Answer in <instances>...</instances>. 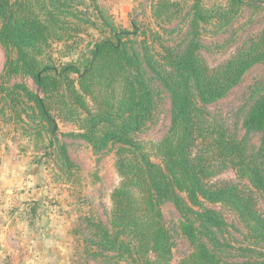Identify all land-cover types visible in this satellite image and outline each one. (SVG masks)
I'll return each mask as SVG.
<instances>
[{"label":"rangeland","instance_id":"1","mask_svg":"<svg viewBox=\"0 0 264 264\" xmlns=\"http://www.w3.org/2000/svg\"><path fill=\"white\" fill-rule=\"evenodd\" d=\"M55 1L67 8L77 39L74 44L50 39L45 48L36 47L32 55L37 63L58 68L77 64L83 71L90 48L107 33L134 34L127 39L134 42L151 106L141 130L130 135L154 145L172 126V95L163 83L176 74L172 58L190 54L198 67L214 76L232 62L264 51V0ZM13 59L14 64L8 61L0 41V264H132L139 259L134 229L116 220L112 211V194L122 183L115 166L120 145L95 147L85 137L95 133L88 113L95 105L86 99L88 110L81 107L77 75H70L74 83L61 79L42 86L31 74L10 72L9 67L19 65L15 51ZM189 85L196 96L193 81ZM32 95L44 99L54 128ZM262 97L264 60L246 69L220 99L196 101L201 134L208 139L226 134L242 149L250 164L246 168L264 172L263 131L245 125ZM213 149L209 140L197 142L192 152L199 174L206 177L210 200H217L214 196L222 190L248 197L250 214L264 219V193L252 185L243 167L224 161ZM151 161L162 167L155 153ZM179 197L209 253L224 263L264 264L263 233L252 228V221L248 228L243 213L224 196L227 202L221 203L200 197L197 206L185 195ZM158 209L169 237V263L189 264L195 248L181 232L184 216L171 201L159 202ZM107 231L118 235L130 251L115 247L104 235Z\"/></svg>","mask_w":264,"mask_h":264},{"label":"trees","instance_id":"2","mask_svg":"<svg viewBox=\"0 0 264 264\" xmlns=\"http://www.w3.org/2000/svg\"><path fill=\"white\" fill-rule=\"evenodd\" d=\"M66 16L65 5L55 0H0V41L10 63L14 64L13 51L18 54L15 64L19 65L9 67L10 72L31 74L42 86L61 79L74 83L70 75H77L82 92L81 96L78 95V102L86 109V99L95 105L88 112L95 133L85 137L95 147L110 142L120 145L115 166L122 183L112 194V211L116 220L134 229L139 259L133 260L132 264H170L169 237L158 209L161 201H171L184 216L181 232L195 248L189 264H229L213 256L200 244L179 196L185 195L191 206H197L200 197L216 201L214 203L228 200L230 205L243 213L248 228L252 221V228L264 235L263 217L248 211L253 208L252 199L222 190L218 192L220 197L214 196L217 200H210L213 196L204 189L206 177L199 174V164L192 159L197 142L206 144L212 140L217 156L238 168L243 167L249 173L252 185L264 193V172L254 166L246 168L250 164L244 160L243 151L234 140L224 133L214 135L211 139L201 134L203 131L198 120L199 106L196 101L198 99L202 104H209L223 97L243 77L246 69L264 60V51L260 56L232 62L222 74L214 76L198 67L190 54L172 58L171 65L176 74L163 80L172 95V126L169 135L154 145L130 135L141 130L150 115L151 106V92L140 72L133 49L134 42L127 39L134 34L126 30L107 33L90 48V59L83 71L77 64H65L58 68L37 63L32 52L36 47L50 45V39H56L59 43H75L77 29H72L73 24L68 22ZM157 75L162 80L160 74ZM191 81L196 96L189 85ZM32 97L43 118L54 128V120L44 99L36 95ZM245 125L248 129L263 131V154L264 97L257 102ZM153 153L161 160L162 167L152 163ZM223 196L227 200H222ZM248 202L250 205L246 208ZM104 235L116 244L115 247L122 246L124 251H130L128 245L118 241V235L108 231ZM151 253L154 254L153 258L150 257Z\"/></svg>","mask_w":264,"mask_h":264}]
</instances>
